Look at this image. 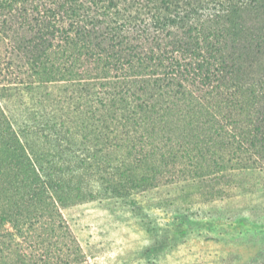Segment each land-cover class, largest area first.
<instances>
[{"label":"trees","instance_id":"obj_1","mask_svg":"<svg viewBox=\"0 0 264 264\" xmlns=\"http://www.w3.org/2000/svg\"><path fill=\"white\" fill-rule=\"evenodd\" d=\"M0 39V96L29 102H0V264H91L62 212L93 179L264 172V0H0Z\"/></svg>","mask_w":264,"mask_h":264},{"label":"rangeland","instance_id":"obj_2","mask_svg":"<svg viewBox=\"0 0 264 264\" xmlns=\"http://www.w3.org/2000/svg\"><path fill=\"white\" fill-rule=\"evenodd\" d=\"M2 43L0 39V80ZM17 93L22 95L20 100L9 97L10 93L0 96L13 116H21V103H29L26 94ZM78 143L68 151L74 164L83 158ZM176 180L168 177L157 188L131 190L118 197L93 179L94 199L62 212L89 262L264 264L263 171L235 172L227 182L205 188L184 187Z\"/></svg>","mask_w":264,"mask_h":264}]
</instances>
